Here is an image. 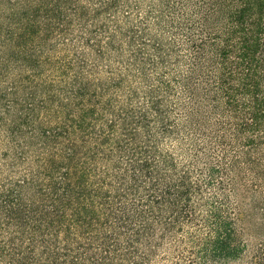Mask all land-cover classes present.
<instances>
[{
  "label": "trees",
  "instance_id": "16d2710c",
  "mask_svg": "<svg viewBox=\"0 0 264 264\" xmlns=\"http://www.w3.org/2000/svg\"><path fill=\"white\" fill-rule=\"evenodd\" d=\"M0 264H264V0H0Z\"/></svg>",
  "mask_w": 264,
  "mask_h": 264
}]
</instances>
